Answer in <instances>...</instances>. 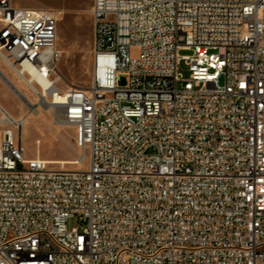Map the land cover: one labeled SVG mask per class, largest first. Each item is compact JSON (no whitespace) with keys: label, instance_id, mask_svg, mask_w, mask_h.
I'll use <instances>...</instances> for the list:
<instances>
[{"label":"built area","instance_id":"built-area-1","mask_svg":"<svg viewBox=\"0 0 264 264\" xmlns=\"http://www.w3.org/2000/svg\"><path fill=\"white\" fill-rule=\"evenodd\" d=\"M92 15V81L61 89L58 11L0 0V58L58 95L88 161L21 162L0 122V264H264V0Z\"/></svg>","mask_w":264,"mask_h":264},{"label":"rangeland","instance_id":"rangeland-1","mask_svg":"<svg viewBox=\"0 0 264 264\" xmlns=\"http://www.w3.org/2000/svg\"><path fill=\"white\" fill-rule=\"evenodd\" d=\"M93 1L13 0L18 5L34 8L48 7L58 11L57 45L62 51V57L58 64L57 74L60 76L58 85L61 89H66L70 83L88 86L92 81L94 65ZM138 52L139 50L136 48L131 51L133 56L137 55ZM189 53L186 50L182 51V54ZM0 68L1 104L6 106L15 116H24L27 120L21 129L14 127L16 135L24 140L27 149L26 156L28 158L40 156L43 159L64 158L72 160L78 158V156L80 157L81 150L78 148L75 139L76 131L72 126L54 120V117L59 119L63 115L62 111L55 107V104H50L52 99L49 97V99L39 100L35 103V106L39 107V111H31L30 107L32 106L28 104L26 95L24 97V94H20V91L16 90V86L28 94L33 101H37L36 93L23 83L19 75L11 70L1 58ZM180 71L184 77L190 76L185 62L181 63ZM4 75L10 78L9 81L6 78L4 79ZM220 83H223V78L220 79ZM87 164L88 161L85 159L79 163L55 166L58 168L79 169L85 168ZM73 227L84 229L86 223L74 217L69 220V228Z\"/></svg>","mask_w":264,"mask_h":264},{"label":"bare ground","instance_id":"bare-ground-1","mask_svg":"<svg viewBox=\"0 0 264 264\" xmlns=\"http://www.w3.org/2000/svg\"><path fill=\"white\" fill-rule=\"evenodd\" d=\"M25 66H26L25 69L26 68L31 69L28 65H25ZM0 71H1V68H0ZM14 71L19 75V77H20V79H21V81L23 83H25L27 86H30L31 78L26 76L24 70L14 69ZM5 78L8 79V81L10 79L7 75H4V79ZM34 78H35V76H34ZM37 79L43 81L42 78H40L38 76H37ZM15 86L16 85L14 84V87ZM17 89H18V91H20V94H22V95L24 94V97L26 95V100L28 101V104H30L32 106V107H30V110L33 111V112L39 111V107L35 106L36 102H38L39 100H43L44 98H48L49 99V97L50 98L52 97V99H53V97L55 98L54 100H52L50 102V104H52V105L55 104V107L58 108V106L56 105V103L59 102L58 101V98H59L58 95L53 96V93L50 92V90H48V89H45L44 91H40V92H35L36 95H37V101H33V99H31L28 94H26L23 90H21L19 87L16 86V90ZM16 95H17V93H16ZM41 107L45 108L43 106H41ZM0 110H1L0 122L10 124L9 128H11V129H13L14 127H17V128L21 129V127L23 125H25L26 122H27L26 117H24V116H22V117L15 116L6 106L1 104V102H0ZM47 110H49V108H47ZM35 114L37 115V113H35ZM54 120L56 122H58V123L66 124V121H65L64 117H60L59 119L54 117ZM44 161H48L52 165H63V166H65L66 164H69V163H78L80 160H79V156H78V158L73 159V160L72 159H64V158H49V159H44ZM21 162H34V157L28 158L26 156V153H21Z\"/></svg>","mask_w":264,"mask_h":264},{"label":"crops","instance_id":"crops-1","mask_svg":"<svg viewBox=\"0 0 264 264\" xmlns=\"http://www.w3.org/2000/svg\"><path fill=\"white\" fill-rule=\"evenodd\" d=\"M18 5V4H17ZM21 6H23V5H21Z\"/></svg>","mask_w":264,"mask_h":264}]
</instances>
